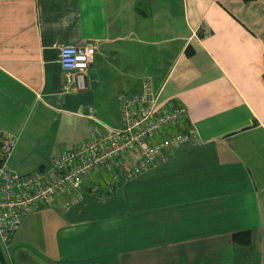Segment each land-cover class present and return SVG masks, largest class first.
Masks as SVG:
<instances>
[{
	"label": "crops",
	"instance_id": "obj_1",
	"mask_svg": "<svg viewBox=\"0 0 264 264\" xmlns=\"http://www.w3.org/2000/svg\"><path fill=\"white\" fill-rule=\"evenodd\" d=\"M86 40L87 84L62 90L57 48ZM141 78L156 105H183L200 141L26 213L12 264H264V0H0V127L22 134L35 104L54 111L28 127L55 133L49 160L91 123L119 127L117 94ZM245 230L248 242L232 240Z\"/></svg>",
	"mask_w": 264,
	"mask_h": 264
},
{
	"label": "built area",
	"instance_id": "obj_2",
	"mask_svg": "<svg viewBox=\"0 0 264 264\" xmlns=\"http://www.w3.org/2000/svg\"><path fill=\"white\" fill-rule=\"evenodd\" d=\"M94 45L61 43L57 63L64 73L62 90L86 86L85 70ZM119 127L91 123L87 135L72 148H56L46 164L29 172H18L8 164L16 136L0 127V257L12 264L9 245L20 219L40 204L61 207L83 200V185L91 191L99 186L111 190L119 182L139 176L154 161L181 144H197L193 126L181 124L183 105L167 101L156 105V97L146 78L135 91H119Z\"/></svg>",
	"mask_w": 264,
	"mask_h": 264
},
{
	"label": "rangeland",
	"instance_id": "obj_3",
	"mask_svg": "<svg viewBox=\"0 0 264 264\" xmlns=\"http://www.w3.org/2000/svg\"><path fill=\"white\" fill-rule=\"evenodd\" d=\"M35 114H46L50 117H54L56 115L54 111L49 110L48 108L41 109L40 106H37L35 104L26 115L25 121L22 126L24 128L22 134L21 130L16 134L13 133L16 136V140L14 147L12 148L9 155L8 164L10 167L12 166L11 168L15 169L18 172L32 171L39 162H43V164H46L49 160L51 150L54 148V146H56V139L54 138L55 133L52 134V132V135H46L48 133L47 132L40 136V138H36V134L28 132V127L31 124V121ZM31 135L33 138H26ZM57 146H60V144H58ZM19 161L27 165V168H20L17 165H13V163L15 164ZM34 241L35 238L31 234L30 244H36V242Z\"/></svg>",
	"mask_w": 264,
	"mask_h": 264
},
{
	"label": "trees",
	"instance_id": "obj_4",
	"mask_svg": "<svg viewBox=\"0 0 264 264\" xmlns=\"http://www.w3.org/2000/svg\"><path fill=\"white\" fill-rule=\"evenodd\" d=\"M239 236H242L243 238H239ZM232 240L235 242H242V243H246L249 240V233L248 231H236L233 232L232 235Z\"/></svg>",
	"mask_w": 264,
	"mask_h": 264
}]
</instances>
